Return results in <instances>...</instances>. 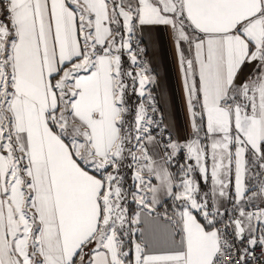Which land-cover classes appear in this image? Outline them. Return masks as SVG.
<instances>
[{
  "label": "snow or ice",
  "instance_id": "6c2138e0",
  "mask_svg": "<svg viewBox=\"0 0 264 264\" xmlns=\"http://www.w3.org/2000/svg\"><path fill=\"white\" fill-rule=\"evenodd\" d=\"M0 264H264V0H0Z\"/></svg>",
  "mask_w": 264,
  "mask_h": 264
},
{
  "label": "crops",
  "instance_id": "0c3cea01",
  "mask_svg": "<svg viewBox=\"0 0 264 264\" xmlns=\"http://www.w3.org/2000/svg\"><path fill=\"white\" fill-rule=\"evenodd\" d=\"M158 41V43H157ZM145 44L148 48V57L152 61L153 69L159 72L161 77H164V94L165 98L173 91H177V71L175 67L174 57L170 52L166 34L161 31L159 33H145ZM168 108V105H164ZM175 122L174 131L180 132L184 126V110L182 102L179 98L176 101L175 112L172 117Z\"/></svg>",
  "mask_w": 264,
  "mask_h": 264
},
{
  "label": "built area",
  "instance_id": "2783aa9c",
  "mask_svg": "<svg viewBox=\"0 0 264 264\" xmlns=\"http://www.w3.org/2000/svg\"><path fill=\"white\" fill-rule=\"evenodd\" d=\"M143 46H145L146 47V44H145V42H144V45Z\"/></svg>",
  "mask_w": 264,
  "mask_h": 264
}]
</instances>
